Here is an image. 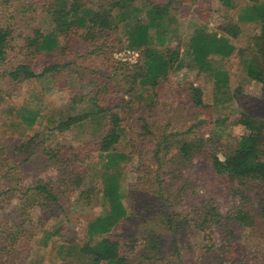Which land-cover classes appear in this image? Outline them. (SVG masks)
<instances>
[{
  "label": "rangeland",
  "instance_id": "374dc122",
  "mask_svg": "<svg viewBox=\"0 0 264 264\" xmlns=\"http://www.w3.org/2000/svg\"><path fill=\"white\" fill-rule=\"evenodd\" d=\"M54 1L0 0V26L11 30L7 58L0 61V264H91L86 245L109 235L90 234L89 224L111 208L102 190L112 173L128 214L110 234L131 264H264V186L240 187L256 224H238L230 213L238 181L217 177L205 159L184 166L178 161L181 141L203 137L223 158V147L246 132L239 122L244 114L264 120V82L247 71L250 61L264 66L253 41L262 23L247 18L254 2L160 0L172 3V31L160 44L152 29L151 46L178 53L177 59L160 83L133 86L135 65L144 59L140 49L128 47L122 21L90 39L74 25L52 50L29 45L36 30H53L48 7ZM136 4L147 19V0ZM220 25H238L239 35H225ZM202 31L229 37L237 50L198 61L191 41ZM20 63L37 73L60 68L15 83L6 72ZM191 86L201 90L203 106L193 104ZM106 107L128 112L117 145L126 158L117 165L100 151L109 112L64 131L55 128L67 116ZM76 175L80 185L72 180ZM41 179L59 180V203L46 206L25 192ZM211 208L220 215H209Z\"/></svg>",
  "mask_w": 264,
  "mask_h": 264
},
{
  "label": "trees",
  "instance_id": "16d2710c",
  "mask_svg": "<svg viewBox=\"0 0 264 264\" xmlns=\"http://www.w3.org/2000/svg\"><path fill=\"white\" fill-rule=\"evenodd\" d=\"M136 1L107 0L106 4H100L98 8H95L91 6L93 5L92 0H74L71 4L69 0H55L48 7L49 13L54 19L53 30L46 34L36 30L34 37L28 39L29 45H35L39 50H52L59 44L61 36L68 37L74 25L83 28V37L90 39L97 37L99 33H110L112 26H117L122 21L126 27L129 40L128 47L140 49L142 51L141 61L144 59V64L138 62L135 65L137 70L132 85L135 86L138 83L143 86H154L160 83L158 82L159 79L169 73L177 59L174 58L178 53L169 54L168 50L164 51L151 46L154 41V34L151 33L152 29L155 30V35L160 44H164L168 40V35L172 31L169 14L172 3L147 0L148 16L147 19H144L138 14L141 8L136 4ZM250 1L254 4L247 11V18L262 23L260 33L254 36L253 41L259 56L264 61V0ZM232 26L220 25L219 28L227 36L237 37L240 27L238 25ZM225 37H222V34L219 36L218 33L213 34L206 31L197 33L191 41L196 59L207 63V58L211 53L229 55L237 50L229 37ZM10 39L11 30L0 26V61H5L7 58ZM258 65L261 66L259 60L250 61L247 65L248 75L255 80L264 82V66L260 69L257 67ZM59 68V64H53L37 73L31 65L20 63L6 73L15 83H18L27 79L42 77ZM99 93L100 90H97L94 94L98 95ZM191 93L193 104L198 107L203 106L201 90L191 86ZM93 103L97 104L95 97ZM122 110L123 112L120 113L113 108L106 107L95 111H86L75 116L70 115L58 121L55 128L64 131L72 125L91 117L93 113L109 112L110 123L107 133L102 139L100 151L110 154L112 163L117 165L120 159L126 158L125 153L117 150V145L125 133L123 122L128 113L126 109ZM36 118L37 114H34L30 119ZM239 122L245 127L246 132L232 147H223V158L219 154L211 152L205 144V138L201 137L195 140L181 141V144L178 145V161L184 166L186 163L193 164L196 157L205 159V162L210 165L211 171L217 177L226 178L230 182L238 181L239 186L231 189L233 200L232 212L230 211V213H232V217L238 224L253 226L256 224V217L250 210L246 209V198L240 187L253 184L264 186V120L252 114H244ZM143 127L144 129L149 128L147 124H144ZM72 180L77 183L76 185L82 183V179L77 175ZM106 180L102 196L105 200L110 201L111 208L107 213L90 222L89 232L94 235H109L101 238L94 246L86 245L87 251L91 255L90 263L101 264V262L106 261L108 264H131L126 257L121 255L119 242L110 234L114 226L121 219L127 217L128 207L123 201L117 177L112 173L107 175ZM56 183L60 184L59 180L46 181L41 179L34 186L28 187L25 192L31 193L41 203L50 206L53 203H59L58 196L54 192ZM209 213V215H220L215 208H211ZM260 216H264V210L260 213ZM24 222L22 221L21 224Z\"/></svg>",
  "mask_w": 264,
  "mask_h": 264
},
{
  "label": "built area",
  "instance_id": "2783aa9c",
  "mask_svg": "<svg viewBox=\"0 0 264 264\" xmlns=\"http://www.w3.org/2000/svg\"><path fill=\"white\" fill-rule=\"evenodd\" d=\"M129 53H135V51L134 50L133 51L129 50Z\"/></svg>",
  "mask_w": 264,
  "mask_h": 264
},
{
  "label": "crops",
  "instance_id": "0c3cea01",
  "mask_svg": "<svg viewBox=\"0 0 264 264\" xmlns=\"http://www.w3.org/2000/svg\"><path fill=\"white\" fill-rule=\"evenodd\" d=\"M220 31H221V30H220ZM218 35H219V36H221V34H220V33H218Z\"/></svg>",
  "mask_w": 264,
  "mask_h": 264
}]
</instances>
